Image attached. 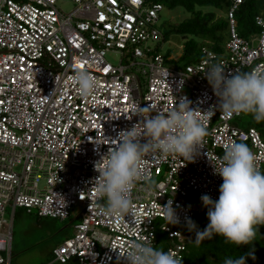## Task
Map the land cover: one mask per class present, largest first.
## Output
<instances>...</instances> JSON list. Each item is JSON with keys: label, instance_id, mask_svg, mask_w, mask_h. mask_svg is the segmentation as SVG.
<instances>
[{"label": "built area", "instance_id": "obj_1", "mask_svg": "<svg viewBox=\"0 0 264 264\" xmlns=\"http://www.w3.org/2000/svg\"><path fill=\"white\" fill-rule=\"evenodd\" d=\"M57 1L0 0V264H11L18 207L62 220L74 212L79 220L73 235L53 249L52 263L124 264L129 244L146 240L171 251L180 264H199L185 262L184 220L196 221L205 212L202 195L218 198L222 179L213 175L209 161L230 144L244 143L264 173V126L244 128L233 123L243 113L225 116L213 109L217 99L204 74L212 64L226 75L264 72V16L255 18L261 31L244 38L235 20L243 0H229L223 52L203 47L198 62L177 68L155 52L164 43L162 3L73 0V9L64 12ZM110 52L120 56L117 64L107 59ZM76 65L98 82L87 98L70 80ZM182 97L206 129L199 156L188 163L146 155L139 169L158 187L149 196L143 181L135 182L129 212L106 215L92 183L98 176L94 164L115 147L122 130L137 123V107L154 115ZM171 200L177 226L164 216L163 206Z\"/></svg>", "mask_w": 264, "mask_h": 264}, {"label": "clouds", "instance_id": "obj_2", "mask_svg": "<svg viewBox=\"0 0 264 264\" xmlns=\"http://www.w3.org/2000/svg\"><path fill=\"white\" fill-rule=\"evenodd\" d=\"M217 99L213 109L225 116L251 115L256 122H264V72L225 74L219 64H212L204 74ZM70 80L77 93L87 98L98 87L97 80L79 65L72 69ZM183 83H180L182 90ZM191 101L182 97L170 110L149 115V109L137 107L133 115L137 123L119 133L115 147L110 148L94 164L98 176L92 181L96 195L104 200V212L108 216H120L131 208L130 190L134 183L143 181L145 192L152 195L158 187L155 180L139 169L146 155H158L162 159L181 158L188 163L199 156L206 129L190 107ZM213 175L222 183L218 198L213 201L207 194L200 197L207 209V225L199 230L194 221L185 218L184 226L194 233L195 243L203 238L222 237L227 244L249 246V250L236 258H225L223 264H246L255 260L253 241L258 227L264 225V173L258 170L255 157L244 143H232L222 156L209 161ZM166 221L180 224V218L172 200L163 206ZM124 264H180L171 251H163L146 240L132 241L122 255Z\"/></svg>", "mask_w": 264, "mask_h": 264}, {"label": "trees", "instance_id": "obj_3", "mask_svg": "<svg viewBox=\"0 0 264 264\" xmlns=\"http://www.w3.org/2000/svg\"><path fill=\"white\" fill-rule=\"evenodd\" d=\"M147 3H162L169 7L182 6L189 13V16L179 22H175L171 27L164 31L163 41L168 40L172 33L184 36L183 52L175 60L168 50L164 52L165 58L170 62H183L181 67L198 62L202 58V48L209 47L216 52H223L225 43L229 36V22L226 11L229 8V0H146ZM204 8H212L205 10ZM216 10L221 12L218 13ZM264 16V0H243L235 13V20L238 33L244 38H251L261 31V27L256 23V16ZM157 53L162 52L161 45H158ZM262 129L264 122H256L254 119L244 126ZM205 212L196 219L195 224L198 229L203 231L208 223ZM39 218V216L37 215ZM63 229L60 231L62 232ZM59 232V233H60ZM189 236L185 262L199 264H223L225 258H236L243 255L251 247L227 244L222 237L213 236L203 238L196 244L194 233L186 230ZM252 248L256 259H248L246 264H264V226L258 227V232L253 241ZM53 256V251L52 254ZM65 264H74L69 261Z\"/></svg>", "mask_w": 264, "mask_h": 264}, {"label": "rangeland", "instance_id": "obj_4", "mask_svg": "<svg viewBox=\"0 0 264 264\" xmlns=\"http://www.w3.org/2000/svg\"><path fill=\"white\" fill-rule=\"evenodd\" d=\"M57 7L64 12H70L74 7L73 0H58ZM211 10L212 8H204ZM221 14L219 10H216ZM189 13L182 6L169 7L164 5L161 12L159 28L164 32L175 22H179L188 17ZM184 36L172 33L168 40L162 44V52L170 51L171 56L177 60L183 52ZM107 59L117 64L120 56L117 53H108ZM168 63L172 66L180 68L183 62ZM251 115L243 114L236 118L233 123L244 127L252 121ZM45 182L40 183V187H44ZM11 212V208L7 209V213ZM6 214V217H9ZM74 219V212L65 220L52 217H37V214L28 213L24 208L18 207L12 226L11 240V264H51L53 261L52 251L64 240L71 237L74 232V224L78 222ZM63 229L62 232H60ZM60 232V233H59ZM60 264V263H52ZM74 264H78L74 261Z\"/></svg>", "mask_w": 264, "mask_h": 264}]
</instances>
